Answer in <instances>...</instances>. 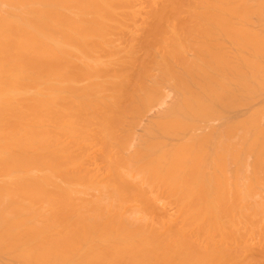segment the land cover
<instances>
[{"label":"bare ground","instance_id":"obj_1","mask_svg":"<svg viewBox=\"0 0 264 264\" xmlns=\"http://www.w3.org/2000/svg\"><path fill=\"white\" fill-rule=\"evenodd\" d=\"M0 264H264V0H0Z\"/></svg>","mask_w":264,"mask_h":264}]
</instances>
